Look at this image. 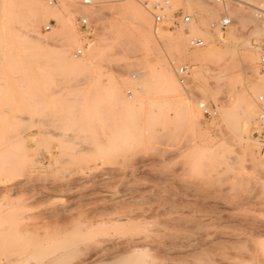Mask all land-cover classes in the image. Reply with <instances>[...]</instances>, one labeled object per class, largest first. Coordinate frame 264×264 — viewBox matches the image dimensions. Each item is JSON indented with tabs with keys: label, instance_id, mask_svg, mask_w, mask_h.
I'll list each match as a JSON object with an SVG mask.
<instances>
[{
	"label": "rangeland",
	"instance_id": "374dc122",
	"mask_svg": "<svg viewBox=\"0 0 264 264\" xmlns=\"http://www.w3.org/2000/svg\"><path fill=\"white\" fill-rule=\"evenodd\" d=\"M169 1L205 36L144 45L139 5L155 26L143 0H52L65 31L43 14L42 46H0V264H264V33L253 32L264 0ZM225 4L253 19L214 29ZM211 46L230 50L204 58ZM162 71L177 91L161 88Z\"/></svg>",
	"mask_w": 264,
	"mask_h": 264
},
{
	"label": "bare ground",
	"instance_id": "6f19581e",
	"mask_svg": "<svg viewBox=\"0 0 264 264\" xmlns=\"http://www.w3.org/2000/svg\"><path fill=\"white\" fill-rule=\"evenodd\" d=\"M0 1H1V3H0V46L1 47H7L8 49H12L15 46V43H17L19 40H23V42L26 41L31 46H38V47L42 46L44 37L42 36V34L39 31V25H40V22L42 21L43 14L48 15V16L54 15L56 17L57 22H58L57 24H59V26H60L59 32L65 31V28L67 27L66 25L69 23L71 24V18L65 17L64 14L60 10H57L54 7V5L52 4V1H50V0H47L46 6H43L40 3H37L36 0H0ZM34 1H36V2H34ZM143 1H145L146 4H149L153 0H143ZM62 3H63L62 7L64 8L63 10L67 9L68 4H67L66 0H62ZM142 3L143 2H141L140 4H142ZM83 5L86 6L87 4L84 3ZM197 5H196V7H197ZM225 5L222 7V11L226 15L224 14L222 16H227L231 19V17H230L231 14L235 13L238 21L243 25H245V22L247 20L251 21L250 20L251 17L248 14L247 15L244 14L243 10L238 9V8L234 9L228 5H226V6ZM139 6H137V7H139V8H137V10L135 9L136 10V19H135L136 24L135 23L134 24L136 25V30H137V34H138V38H139L140 43L142 42L143 44L144 43L147 44V42H149V41L155 42L156 40H158V42L170 41V42H173L174 44H176V46L180 50L182 45H183V42H186L188 37L203 34L201 28L198 27V25H197L198 23L196 24L197 25L196 26V25H194V22L191 21L190 23L186 24L187 27H185V28H187V30L182 29L184 26H181L182 28H180L179 31L175 35H172L170 33L162 31L160 29V27L159 28L155 27V30L153 31L154 32V36H153V34L151 32L152 27H151L150 17L147 14L148 12H146V10L141 7V5H139ZM201 6L199 5L200 8H201ZM124 7H125V5H124ZM256 9H257V7H255V9H254L255 16H256ZM130 15L131 14H129L128 16H130ZM251 19H253V18H251ZM247 23H248V21H247ZM252 27H253V24H252ZM253 29H254L253 32L256 31L258 33L259 32L264 33V30H263L261 24L259 23L257 16H256V18H254V28ZM258 33H256V34H258ZM47 34H49V33H47ZM228 35H229V37H233L234 30L230 29L228 32ZM202 36H205V35L203 34ZM159 40H161V41H159ZM74 42H75V40H73V43ZM245 43H247V41ZM166 45H167V43H166ZM171 46H172V43H171ZM255 48L260 49L259 47H255ZM66 50H68V49H66L64 47L60 50L61 56L68 58L67 54H66V52H67ZM229 50L230 49H228V48L222 49V50L214 49L211 46L209 48H205L203 50H200V53L204 58H211V57H214L216 55L218 56V55H222L224 53H227ZM246 52L243 53L244 54V60H245V62L250 64L252 62V60L254 59V56H253V54H251L249 52L246 53ZM3 56H5V53L3 51H1L0 52V58L2 59ZM69 57H70V55H69ZM83 57H86V55ZM2 61H3V59H2ZM67 61L71 62L72 65L73 64L77 65V64L84 62V59L82 57L81 58H74V56H72V57L68 58ZM160 84H161V88H163V89L167 88L168 90H175V91H177L179 89V85L177 83L176 78L170 72L164 73L162 71V74L160 76ZM261 87H262V85H260L258 83H255L251 86L252 91H256V90L260 89ZM260 98L262 99V97H260ZM242 102L245 105V109H243L242 114L244 116H248L249 113H247L246 110L249 109V107L252 104L251 98H249L248 96H244L242 99ZM201 104H205V103L203 101L198 102V107H200ZM185 107L187 109L186 112L188 113L189 117L195 123L196 117H197L196 106L194 105L191 107L190 105L186 104ZM259 117L264 118V111L263 110H261V112L259 113ZM121 220H122V218H121ZM136 251H140V249H136ZM112 263H114V262L112 261Z\"/></svg>",
	"mask_w": 264,
	"mask_h": 264
},
{
	"label": "built area",
	"instance_id": "2783aa9c",
	"mask_svg": "<svg viewBox=\"0 0 264 264\" xmlns=\"http://www.w3.org/2000/svg\"><path fill=\"white\" fill-rule=\"evenodd\" d=\"M52 1V0H50ZM93 0H81V2L85 4L91 3ZM218 3L224 2V0H215ZM172 7L169 0H153L149 3V5L146 6L147 11L152 15L154 26H170V27H180L182 25L188 24L192 21V15L188 13H183V11L178 8L174 10L172 13L167 12L166 10H169ZM256 16L261 24L263 30H264V6L263 7H257L256 9ZM80 25L84 26L85 28L88 26V20L84 17H80L79 19ZM231 23V19L227 16H222L219 19H217L215 22H213L212 26L214 29L217 30H223L226 27H228ZM205 44L204 40L201 38H193L189 41V45L192 47H201ZM78 54H80V51H77ZM258 63L260 65V70L262 71L264 75V51H261ZM177 77L181 83L184 82L188 75L187 67L186 66H180L176 71ZM261 100V98H260ZM200 108H202L203 115H210L211 111L208 108L206 104H201ZM259 120H262L259 117ZM262 133L256 131L257 136L260 138V141L262 140V136H260Z\"/></svg>",
	"mask_w": 264,
	"mask_h": 264
}]
</instances>
